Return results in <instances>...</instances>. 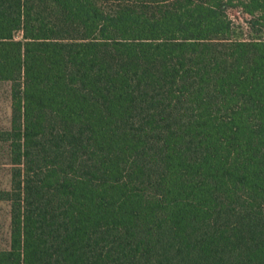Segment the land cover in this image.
I'll return each mask as SVG.
<instances>
[{"label":"trees","instance_id":"1","mask_svg":"<svg viewBox=\"0 0 264 264\" xmlns=\"http://www.w3.org/2000/svg\"><path fill=\"white\" fill-rule=\"evenodd\" d=\"M0 82V264H264V0H0Z\"/></svg>","mask_w":264,"mask_h":264},{"label":"rangeland","instance_id":"2","mask_svg":"<svg viewBox=\"0 0 264 264\" xmlns=\"http://www.w3.org/2000/svg\"><path fill=\"white\" fill-rule=\"evenodd\" d=\"M232 15L240 16L244 20V16L240 12L231 10ZM10 118V98L9 84L0 82V129L9 127ZM3 151L0 150V160L3 158ZM7 183V175L5 170L0 167V185L5 186ZM9 206L6 202L0 201V249L7 248L9 245Z\"/></svg>","mask_w":264,"mask_h":264}]
</instances>
